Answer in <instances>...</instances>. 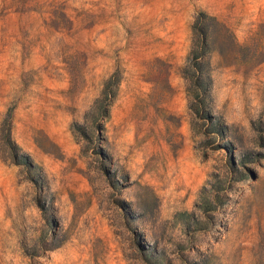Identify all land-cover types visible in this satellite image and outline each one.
<instances>
[{
  "label": "rangeland",
  "instance_id": "rangeland-1",
  "mask_svg": "<svg viewBox=\"0 0 264 264\" xmlns=\"http://www.w3.org/2000/svg\"><path fill=\"white\" fill-rule=\"evenodd\" d=\"M0 264H264V0H0Z\"/></svg>",
  "mask_w": 264,
  "mask_h": 264
},
{
  "label": "trees",
  "instance_id": "trees-1",
  "mask_svg": "<svg viewBox=\"0 0 264 264\" xmlns=\"http://www.w3.org/2000/svg\"><path fill=\"white\" fill-rule=\"evenodd\" d=\"M205 38H206V36H205ZM200 93H201V97L199 99L197 97V100L195 99L194 105H202V112L199 114V117L209 120L212 118V115L210 114V112H211V95H210V88L208 86V83H206V84L202 83ZM196 113H197V111H196ZM6 126H7L6 136H7V141H8V147L11 149L13 154H15L16 146L10 140V130H11L10 118L6 119ZM223 130H224L223 127L221 129L219 128V132H223Z\"/></svg>",
  "mask_w": 264,
  "mask_h": 264
}]
</instances>
